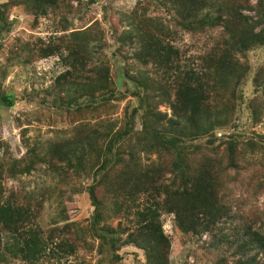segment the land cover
<instances>
[{"label": "trees", "instance_id": "1", "mask_svg": "<svg viewBox=\"0 0 264 264\" xmlns=\"http://www.w3.org/2000/svg\"><path fill=\"white\" fill-rule=\"evenodd\" d=\"M74 1L83 0H0V37L16 7L31 28L49 18L64 32L32 41L17 36L7 50L0 44V51L9 65L59 56L65 70L45 93L62 117L76 123L66 138L46 146L31 145L23 130L26 152L19 158L0 140V264H61L81 249L96 250L98 264H114L128 246L142 252L144 264H170L163 215H173L190 238L222 234L220 224L227 220L240 237L229 248L235 263L264 264V232L237 222L230 199L233 186L244 191L256 181L257 169L264 170L263 163L245 159L247 147L264 152V134L252 132L246 141L238 127L243 104L251 126L264 111V62L251 78L250 96L244 93L248 55L264 47V0H140L124 29L112 25L114 52L152 67L151 77L141 70L132 74L126 62L123 73L112 75L103 34L68 33ZM152 6L164 15L151 14ZM184 34L206 36L207 46L197 56L188 54L175 44ZM6 67L0 65V107L10 110L23 97L2 88ZM160 104L172 114L160 111ZM40 167L61 182L90 180L77 189L88 193L94 209L85 228L57 222L43 228L38 201L48 199L47 191L40 197L6 190L5 180ZM213 264H228V256L220 254Z\"/></svg>", "mask_w": 264, "mask_h": 264}, {"label": "rangeland", "instance_id": "2", "mask_svg": "<svg viewBox=\"0 0 264 264\" xmlns=\"http://www.w3.org/2000/svg\"><path fill=\"white\" fill-rule=\"evenodd\" d=\"M140 0H93L89 4L87 0L74 1V7L77 9L75 15L70 16L68 23V33L72 31L90 30L91 32H100L104 36L105 46L103 48V56L108 59L111 73L116 76L117 73L124 72L126 63L130 64L132 74L143 71L153 76L154 69L149 65H141L132 59H125L115 55L117 46L112 25L124 29L127 25L128 12L133 10ZM256 2V0H253ZM22 7L12 9L10 13V21L12 25L8 31H4L0 37V44L4 45L7 50L8 46L14 44L17 36L24 41L36 40V38L48 39L53 35H61L64 32L56 31V25L49 18H41L36 28H31L27 20V16L21 12ZM151 14L164 15L158 9L152 6ZM181 39V38H180ZM206 36L193 37L184 34L181 41L177 44L182 50L190 55L201 53L207 46L203 43ZM195 56V57H196ZM249 64L251 66L250 73L245 81L244 93L247 96L251 94V78L255 70L264 62V47L252 51L248 55ZM59 56H52L45 59L35 61L32 65H21L17 61L12 65L7 62L6 54L0 51V65L6 67V78L3 81V87L9 91L23 97L22 100H16V106L10 109V118L3 120L0 118V140L9 145L10 152L14 157H21L25 152V143L23 140V130L26 131L27 142L31 145L38 144L46 146L48 142L61 138H66L73 129L74 124L68 122L67 118L60 115L57 105L52 104L51 97L46 95L45 90L53 84L54 78L65 70L64 65L59 60ZM126 62V63H125ZM131 84V83H130ZM128 95V99H130ZM126 99V100H128ZM126 100L119 104L117 116H121L122 109ZM159 110L171 115V109L165 104L159 105ZM77 122V120H75ZM239 130H242L244 138L247 141L251 137L252 132L264 134V111L262 120L258 125L251 126L250 116L245 104L240 109V119L238 121ZM247 131V132H244ZM250 136V137H249ZM246 153L248 162H257L264 164V152L254 153L249 147ZM151 159H155L152 156ZM145 162L146 158L143 156ZM50 171L43 167L38 168L33 174L22 176L18 179H7L4 186L7 189L21 192H36L38 196H42L47 191L48 199L38 201L40 216L38 222L43 228H50L65 223H74L77 230L85 228L89 223L93 214L88 193L83 191L79 193L77 189L82 185H87L90 180L78 182L75 179H67L61 182L56 174H47ZM256 180V181H255ZM255 182L244 191L232 187L230 199L233 206V213L236 215L235 220L239 223L246 222L249 225L256 226L264 232V170L257 169ZM236 182L234 185H240ZM66 216V217H64ZM66 221H63L65 220ZM118 219H114L113 225ZM163 228L171 241L170 247V264H213L220 254L228 256V264H236V255H233V248L230 243L240 237L233 232V226L227 220L226 223L220 224L224 228L223 233L214 235H203L200 238L187 237L177 228L173 215H163ZM221 235H225L223 237ZM227 239V240H226ZM228 241V242H227ZM229 243V244H228ZM119 253L122 260L114 264H144L143 254L140 250L128 246L123 247ZM254 252L247 255L252 256ZM260 256H263L262 254ZM260 256L257 258L260 260ZM83 261L86 264H98L99 255L96 250L89 251L81 249L77 258H69L61 264H76ZM5 264H24L20 260H12Z\"/></svg>", "mask_w": 264, "mask_h": 264}, {"label": "water", "instance_id": "3", "mask_svg": "<svg viewBox=\"0 0 264 264\" xmlns=\"http://www.w3.org/2000/svg\"><path fill=\"white\" fill-rule=\"evenodd\" d=\"M10 110L4 107H0V118L3 120H8L10 118Z\"/></svg>", "mask_w": 264, "mask_h": 264}]
</instances>
